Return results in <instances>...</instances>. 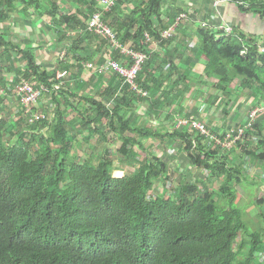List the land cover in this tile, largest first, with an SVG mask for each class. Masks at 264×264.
<instances>
[{
	"label": "trees",
	"instance_id": "16d2710c",
	"mask_svg": "<svg viewBox=\"0 0 264 264\" xmlns=\"http://www.w3.org/2000/svg\"><path fill=\"white\" fill-rule=\"evenodd\" d=\"M164 1L118 0L105 11L99 0H78L85 12H71L59 0H0V24L12 18L17 3L23 11L33 8L40 20L50 18L47 42L72 55L57 59L58 70L47 68L33 47L35 39L14 41L7 25L0 27V90L6 92L0 97V109L7 101L12 105L9 108H14V89L21 80L49 90L34 107L35 113H45L40 110H44V103L55 107L53 118L47 116L34 124L25 118L13 125L9 117L0 119V264H264L257 256L264 252V233H250L245 213L239 208V190L245 189L242 185L255 182L245 177L244 162L230 164L218 152L206 149L194 130L143 128L135 121L140 109L160 117L163 108L174 103H178L177 113H182V101L196 84L210 91V115L220 114L225 120L236 115L238 122L241 109L264 105V56L256 46L248 47L242 56L247 40L243 34L227 36L207 27H194L193 21V27L180 24L173 38L164 40L162 32L184 11L166 6ZM131 2L136 7L124 19L121 14ZM239 8L264 17L263 2L248 10ZM96 13L102 14L103 22L123 45L131 44L135 51L146 54L137 82L149 92L148 98L136 96L128 85L117 81L116 74L102 93L105 100L89 93L78 96L77 90L88 86L81 78L82 63L91 62L98 52L88 55L92 43L99 39L89 31V21ZM154 44L169 58L168 66L161 52L150 49ZM186 44L190 50L196 48L197 55L189 59V67L184 66L181 51ZM106 45L102 40L99 51ZM202 56L206 60L197 75L193 70ZM14 59L21 62L17 68ZM108 60L120 61L121 57L108 53L101 64ZM59 70L67 72L74 89L66 79L54 89L60 83L56 76ZM204 105L209 107L205 101ZM68 110L78 111L80 122L74 124ZM25 112L20 108L17 114ZM11 126L13 132L9 131ZM104 127L111 130L112 139L121 142L118 154L124 170L116 168L107 150L83 162L74 154L77 135L83 130L88 131V137L99 135L100 141L109 142ZM255 129L257 134L264 132L263 118ZM148 139L166 148L178 145L186 151L191 166L210 173L208 179L204 181L199 173L189 170L187 178L174 186L170 198L155 194L157 182L170 180L169 166L163 159L169 155L165 150L157 155L154 146L147 148ZM36 142L38 150L32 152ZM240 148L264 163V137L256 147L246 139ZM125 169L131 173L114 176ZM211 181H216V191L210 189ZM252 184L255 192H260V186ZM254 201L264 207V196L254 197ZM260 217L264 219L262 210Z\"/></svg>",
	"mask_w": 264,
	"mask_h": 264
},
{
	"label": "rangeland",
	"instance_id": "374dc122",
	"mask_svg": "<svg viewBox=\"0 0 264 264\" xmlns=\"http://www.w3.org/2000/svg\"><path fill=\"white\" fill-rule=\"evenodd\" d=\"M59 1H60V4L66 10H71V12H73V11H76L79 9L81 12H85V8H83L78 3V0H59ZM135 7H136V4L133 2H131L130 5H127L125 7L124 13L121 14L122 18L126 19L130 15V13L132 11H134L133 9ZM22 8H23L22 5L20 3H17V10L14 13V15H11L12 18L10 20H8L7 23L0 24V27H5L7 25V27L9 28V31H10L9 35H12L14 37V41H19V42L23 41L25 43L26 42L29 43L30 41L35 39L34 47L37 50V56H38L39 60L41 61V63L47 64V66H46L47 68L55 67L56 70H58V67H56V66L58 65V62H60L59 60H61V56H62V54L65 53V50L62 49V47H58L59 45H55L56 43L51 42L52 44H50L47 42V35L48 34H45V31H47V30L51 31V30H49L50 28L48 26L50 24V18L40 20L37 17L36 13H34L33 8H30L29 10H25V11H23ZM185 10L187 12V10H189V7H187V9H185ZM14 23H15V25L16 24L17 25L15 26ZM182 24H184V25L189 24L190 27H193V24H191L186 19ZM187 27H189V26H187ZM70 35L74 36L75 34L73 32V33H70ZM183 38H185V37H183ZM101 41L102 40H100V39L94 41L91 45V50H89V53H88V55H89L93 51H98L97 53H94V55H92L93 59L91 60V62L93 64H95L96 66H99L101 64V58L105 57V55L109 53L108 47H106L103 51L101 48V50L99 51ZM195 45H196V43H195ZM185 46H186V49L183 48L181 51L184 52V62L186 59L184 66H187L186 63H188L189 59L194 58V57L197 58V55H196V51H195L196 48H194V50H190L189 44H188V46H187V44ZM150 49L156 50L157 52H161L162 56L165 57L164 59L166 60V66H168L170 64L169 58L164 56L163 51H160V49L157 47L156 44L152 45L150 47ZM78 53L83 54V52H78ZM66 54H67L68 58L70 59V57L72 55H68V53H66ZM57 58L59 60H57ZM200 58H201V61L199 63L203 64L202 62H204V60H206V58L204 56H202ZM162 61H161V63H162ZM12 62H13V65L15 66V68H17L18 66L21 65L20 61L15 60ZM179 62H180V60L177 61V64ZM22 64H23V66H25L24 63H22ZM166 70H168L167 67H166ZM193 71H194V73L199 75L200 70L194 69ZM114 75H115V73L112 71L107 72V74H102L101 72H96V73L94 72L93 73L89 70L84 71L81 78H82L83 82L88 84V86L85 85L82 88L80 87L77 90L78 96L80 97V96H83L84 94L87 95L89 93L88 95H90V96H97V97H99L100 100L101 99L105 100V98L102 96V93H104L108 89L110 82L113 79ZM65 79L71 85V88L74 89L75 84L71 81L69 75H68V77H65ZM117 81L121 82V84L123 85L120 78H117ZM192 87L194 88L195 91L193 90L191 93H194V95L197 97L199 94L202 93L200 97L203 98L206 103H208L209 107H211L210 106L211 102L207 101V98L210 94L209 93L210 91L208 90V88L207 87H199L196 84L195 85L192 84ZM0 96H1V93H0ZM186 99L187 100L193 99V95H190L188 97L186 96ZM242 100H244V99H242ZM78 102H79V100L77 99L76 103H78ZM9 103H11V102L7 101L5 103L6 109L5 108L0 109V119H5V118L9 117L8 119H10L11 125H13L14 122H18L20 118H21V120H24V118H25L24 114H22L21 116H18V114H17L18 110H20V108H22L20 106V103L18 101H14V104H13V105H15L14 108H9V106H12V105H8ZM190 103H191L192 108H193V106H195L196 102L190 101ZM43 105H45L44 110L40 109L39 105L37 106V108L44 111L47 114V116H52V118H53L54 113H55V107L51 106L50 103L49 104L44 103ZM85 107L88 108L87 105ZM163 109H166V106ZM189 109H190V106H188V111L190 112ZM123 112H124V110H123ZM166 112H167V110H163L161 113V116L156 117V116L150 114L149 112L144 111L143 109H140V111H139L140 114L136 115L135 121H137L136 123L143 128H153V129L164 128V129H168V130H174L175 129V125L173 123L174 119L172 121H167V119H164V117H166L168 115ZM172 113H173L172 116H175L176 111L173 108H172ZM215 115L218 118L219 117L218 115H220V114H215ZM68 117H69V119L73 120L74 124H76L77 122H80V120H81L80 116L78 115V111H76V110H68ZM202 118L205 119L204 113L202 114ZM166 126H168V127H166ZM25 127L26 126H24V128ZM26 128L24 130H26ZM10 129L11 130H9V131L13 132L12 126L10 127ZM103 130L106 133L107 138L110 139L111 138L110 137L111 136L110 135L111 130L108 127H104ZM131 135H133V134H131ZM88 136H89L88 131H85V130L81 131L77 135V141L74 144V154L78 157V160L80 162H83L84 159H86V158H90V156L92 154H95L96 156L100 157L105 152V150H107V151H110V153H111L110 155H111L112 159L115 161L116 168L122 169L121 168V167H123V165L121 164V158L122 157L120 156V154H118V149L121 146V142L116 137L114 139L111 138L109 140V142H102L99 140V135H92L91 137H88ZM6 139L9 142L7 135H6ZM145 146L147 148L149 146H154L153 149L157 155H162L164 150L167 151V153L169 155L168 157L165 156L163 159L168 163V166H169L168 168H169V172H170V175H169L170 180L165 181V179H163L162 181L157 182L156 183L157 192L155 194L163 195L165 198H168V197L170 198V196L172 195V192L174 190V186H177L179 181H181V179L183 177L187 178L186 172H188L192 168V166L189 162V159L186 160L187 153L183 149H181V150L177 149V151L175 153H172L170 151L171 147L166 148L165 146H162V144H160L159 141L152 140V139L146 140ZM36 150H38V143L37 142L33 146L32 152H34ZM238 155L239 154H237V156ZM235 159L238 160V157L235 156ZM251 159H252L251 156H249V161ZM249 161H248V169H249L248 174L251 176V177L249 176V178L254 179V177H256V175H254L256 170L254 169L252 163H249ZM254 162L256 164V167H258V161L255 160ZM122 170H124V169H122ZM122 170L116 171L114 173V176L121 178V177H124L126 172L131 173V171L126 170V169H125V171H122ZM254 170H255V172H254ZM118 173H122V175L118 176L117 175ZM211 184L212 185H211L210 189L213 191H216L218 189V187L214 185V184H216V181L215 182L211 181ZM166 186H168V187H166ZM242 187H244L245 189L239 190L238 198L240 200H238V202L241 201L239 203V208L241 209L243 214L245 213V216H247L248 227H249L250 233H255L258 231H261L262 233H264V230H263L264 220H261V217H260V211L261 210L264 211V207L263 208L259 207V205L254 201V197L256 198L259 196V191L255 192L256 187H255V185H252V184H249V185L245 184V185H242Z\"/></svg>",
	"mask_w": 264,
	"mask_h": 264
},
{
	"label": "built area",
	"instance_id": "2783aa9c",
	"mask_svg": "<svg viewBox=\"0 0 264 264\" xmlns=\"http://www.w3.org/2000/svg\"><path fill=\"white\" fill-rule=\"evenodd\" d=\"M118 0H99L100 5L105 11H110L112 7L116 5ZM242 6H245L241 3ZM189 20V15L181 14L177 18L176 22L168 29L162 32V38L164 40H169L173 38L177 32L180 24L184 21ZM201 27H207L212 31L223 32L227 36L235 35L234 29L231 25L221 24L216 28V30L209 27L208 24L203 23ZM89 31L98 35L100 40L107 42V47L110 54H116L121 57L120 61L108 60L102 65L96 66L92 62L82 63L84 66V71L91 72H101L106 74L109 71L114 72L118 78L123 82V85H128L132 93H134L139 98H148L149 92L142 89L137 82V78L140 75L142 66L147 60L146 54L135 51L131 44L123 45L117 38L115 31L107 24L103 22V17L101 13H96L92 16L89 21ZM147 42H150L151 38L146 35ZM252 41V40H250ZM248 40L244 41L245 49L242 51V56H246L248 47H257L259 55L264 56V44H259L258 42L251 43ZM66 52L62 54L61 60H65L67 57ZM57 80L60 81L54 89H59L61 85L64 84L62 81L65 77H68L66 71L59 70L57 72ZM1 96L4 97L6 92L4 89L0 90ZM14 93L16 95L17 101L20 106L26 110L24 113L25 118L30 124L40 122L47 117L46 113H35L34 107L40 102L44 94L48 93L49 90L44 85L36 84L35 82H28L26 80H21L20 83L15 85ZM204 104V99H201ZM108 105H112V102ZM175 109V107H172ZM172 108L170 107L167 111L168 115L172 116ZM176 110V109H175ZM243 116L238 119V122H233V119L224 123V125L213 126L210 125V121L202 118L203 112L199 113H178L173 116V123L175 129H185V131H195L197 136H201L203 140V146L212 151L218 152L219 157L226 158L227 162L230 164H236L234 159L231 161L233 155H242L243 151L240 148V144L244 143L246 139L250 140V143L256 147L259 144V139L264 137V132L262 134H257L255 126L258 121L264 119V105L256 106L251 109H241ZM205 116V114H204ZM224 117H222L223 119ZM225 121V119H223ZM223 122V121H222ZM250 134V137L248 138ZM193 148H197L196 138L192 139ZM176 148H179L176 145ZM251 161V160H250ZM249 161V163H250ZM197 168L192 166L191 170L194 173H199L202 180H207L210 173L207 170H196ZM249 170V169H248ZM169 186V185H168ZM166 186V187H168ZM260 260H264V252L257 255Z\"/></svg>",
	"mask_w": 264,
	"mask_h": 264
},
{
	"label": "crops",
	"instance_id": "0c3cea01",
	"mask_svg": "<svg viewBox=\"0 0 264 264\" xmlns=\"http://www.w3.org/2000/svg\"><path fill=\"white\" fill-rule=\"evenodd\" d=\"M164 2L166 4V6H171L174 8L181 7L184 10L183 13L189 15L188 21L194 22V27H197V26L202 25L203 23H206L209 25V27L216 30V28L218 26H220L221 24H228V25H231L233 27L236 36H239L238 34H241V35L243 34L246 36L247 40H252L254 42H258L259 44H264V17L262 18L258 15H255L251 11L245 12L244 10H241L239 8V6H242L241 3H243L245 5V6H243L244 9L248 10L249 8L252 7L253 4H259V3L261 4L262 2L264 3V0H244L240 3H237V2L232 1V0H165ZM187 7H189V10H187V12H186L185 9H187ZM187 26H189V28H191L189 24ZM49 30H51V28ZM213 32H217V31H213ZM34 45H35V43L33 44V47H34ZM188 62H190V61H188ZM102 64H100V65H102ZM186 64H187V67L190 66V64H188V63H186ZM201 65L202 64L200 63V64H197L195 67V69L200 70L199 74L202 71ZM193 90H194V88L191 90V92ZM191 92L186 96L188 97L190 95H193V99L187 100L186 96L184 97V99L182 101V105H181V107L184 109V111L182 113L180 112L181 114L189 112L188 106H190L189 110L192 114L203 112L205 114L206 119L209 120L213 126H218L219 124L224 125V123L231 120V119H227L224 121L222 119V116L217 118L215 114L210 115V113L212 111V107H208L206 109L205 106H207V105H204L202 103L200 96H199L200 100H198L197 96H195L194 93H191ZM190 101L196 102L195 106H193V108H192ZM172 107H175L176 114H178L177 113L178 103H174V105ZM169 108H166L163 110L168 111ZM140 113L138 111L137 114H140ZM242 117L243 116H241V118ZM235 118H236V116L234 117L233 122H237V120ZM164 119H167V121H171V120H173V116L167 115L166 117H164ZM166 127H168V126H166ZM176 147L171 148L170 151L172 153H175L177 151V149L181 150L180 148H176ZM235 156L238 157V160L235 159ZM235 156L233 155L231 161L234 159V162H236V164L239 163V161H241V160H242V162H244V164L246 166L245 170H247V174L245 177H247V178H249V176H250L248 174V171H249L248 170V161H249V156H251L252 159H251L250 163H252L254 169L256 170V172L254 170V172H255L254 175H256V177H254V179H252V180H255V182L250 181L249 184L250 183L251 184L256 183L258 186H260L259 187L260 192H259L258 198H261L262 196H264V163L262 164L258 161V167H256V164L254 162L255 160L253 159L252 155H248L247 153H244V152L242 155L237 156V154H235ZM246 157H248V159ZM238 196H239V194H238ZM245 218L247 221V216H245ZM261 220H264V219L261 218ZM263 230H264V228H263Z\"/></svg>",
	"mask_w": 264,
	"mask_h": 264
}]
</instances>
